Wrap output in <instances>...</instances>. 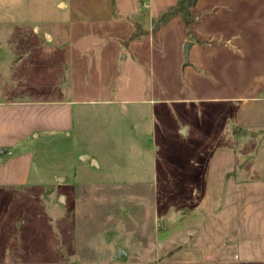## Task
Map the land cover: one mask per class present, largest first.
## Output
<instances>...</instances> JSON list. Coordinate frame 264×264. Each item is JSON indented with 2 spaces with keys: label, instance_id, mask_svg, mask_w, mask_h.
I'll list each match as a JSON object with an SVG mask.
<instances>
[{
  "label": "rangeland",
  "instance_id": "obj_1",
  "mask_svg": "<svg viewBox=\"0 0 264 264\" xmlns=\"http://www.w3.org/2000/svg\"><path fill=\"white\" fill-rule=\"evenodd\" d=\"M177 2L0 0V100L73 113L0 186V264H209L168 257L195 229L171 223L217 146L263 154L264 0H199L189 26L161 20Z\"/></svg>",
  "mask_w": 264,
  "mask_h": 264
},
{
  "label": "crops",
  "instance_id": "obj_2",
  "mask_svg": "<svg viewBox=\"0 0 264 264\" xmlns=\"http://www.w3.org/2000/svg\"><path fill=\"white\" fill-rule=\"evenodd\" d=\"M72 115L65 98L0 100V186L27 185L32 153L24 144L43 132L65 134L72 129ZM224 150L217 146L213 151L208 169L198 177L200 186L187 198L188 207L171 223L195 228L189 245L166 254L189 261L203 255L209 264H264V151L243 163L234 149ZM173 234L171 240L178 241V231Z\"/></svg>",
  "mask_w": 264,
  "mask_h": 264
},
{
  "label": "trees",
  "instance_id": "obj_3",
  "mask_svg": "<svg viewBox=\"0 0 264 264\" xmlns=\"http://www.w3.org/2000/svg\"><path fill=\"white\" fill-rule=\"evenodd\" d=\"M199 0H178V2L170 6L161 17V20H169L174 16H181L185 25L189 26L194 22L191 8L196 5Z\"/></svg>",
  "mask_w": 264,
  "mask_h": 264
},
{
  "label": "water",
  "instance_id": "obj_4",
  "mask_svg": "<svg viewBox=\"0 0 264 264\" xmlns=\"http://www.w3.org/2000/svg\"><path fill=\"white\" fill-rule=\"evenodd\" d=\"M184 60H186L185 65H189L191 64V60L189 59L190 56V50L192 48V46L194 45L193 41L190 40H186L184 42ZM81 160L83 161H91L92 160V164L94 165H98L97 161L93 158V156H90L88 154H83L81 155ZM65 196L62 195L60 198V203L64 202ZM116 258H120L121 257V249H118V251L115 254Z\"/></svg>",
  "mask_w": 264,
  "mask_h": 264
}]
</instances>
